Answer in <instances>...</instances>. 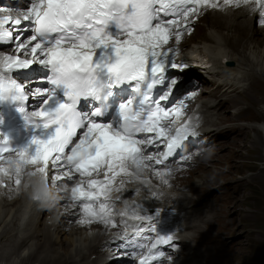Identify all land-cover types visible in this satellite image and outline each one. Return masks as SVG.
Listing matches in <instances>:
<instances>
[{
	"label": "snow or ice",
	"instance_id": "obj_1",
	"mask_svg": "<svg viewBox=\"0 0 264 264\" xmlns=\"http://www.w3.org/2000/svg\"><path fill=\"white\" fill-rule=\"evenodd\" d=\"M249 4L256 6L257 26L264 24V0H222L224 7ZM205 7L219 9L221 0H29L20 17L0 19V51L5 44L14 49L0 55V101H22L18 111L32 129L19 143L0 132V187L19 190L31 167L27 175L40 177L35 199L46 197L41 186L50 184L78 207L81 224L115 228L110 195L121 190L114 187L118 178L130 183L123 178L133 167L151 168L168 184L158 166L190 159L180 152L196 135L182 119L180 79L170 75L186 65L169 45L179 43ZM33 66L44 87L16 78ZM137 207L126 205L120 215L143 221ZM132 227L117 247L147 249L135 264H157L163 247L175 246L155 226Z\"/></svg>",
	"mask_w": 264,
	"mask_h": 264
},
{
	"label": "bare ground",
	"instance_id": "obj_2",
	"mask_svg": "<svg viewBox=\"0 0 264 264\" xmlns=\"http://www.w3.org/2000/svg\"><path fill=\"white\" fill-rule=\"evenodd\" d=\"M206 9H208L209 16L215 17V19L212 24H208L209 29L205 35L197 41V45L192 46L190 50H188L186 53H183V60L186 63L190 62V67L186 70L185 75L193 76L196 81L200 82L201 86L199 92L201 95L204 94L215 96V99L202 101L200 106L194 110V113L199 110H201L202 114L206 113L207 119H210L208 123H211L213 126V128L209 132H206L203 136L207 137L213 143V146L204 153L209 152V150H215V152L218 153L228 146V142L226 140L218 141L220 140V136L230 138L233 142H237L240 140L239 137L243 135L242 130H239L241 127L236 124L237 118H252V116H250L252 112H249V108L243 105L256 103L257 100L259 101V98L256 96H254L256 99L252 98L251 96L250 92L253 91V86H256V84L260 82L261 86L256 87V90L264 95L262 81L251 78V74L253 72H250L251 70L257 71L256 74L259 76L264 73V25L256 26L253 21V16L252 14L250 15L248 8H241L235 11L227 10L223 12L226 15L221 14L220 11L216 9L207 7L201 9L200 12ZM12 11L13 10L11 9H3L0 10V14ZM197 20L199 21V19ZM217 27H220V30L233 31V36L228 37L224 34L219 35L217 31H215V29H218ZM249 29H251L253 33L250 36L248 35ZM239 32L241 34L234 37V35L236 33L239 34ZM240 42L244 47H246V50H248L247 48H249V44H252V47L249 48V53L242 49L241 55L239 54L238 50L233 49V47L237 45L239 48ZM175 43L176 42L172 40L170 41L169 46H172ZM177 44L182 45L183 42L179 41ZM257 49L258 52H256ZM8 50L11 52L14 51L12 46H10ZM186 50L187 49L184 51ZM202 57L204 58L205 62H211L210 67L200 69L197 66L198 59H201ZM231 62L233 64L229 65L228 63ZM257 66L259 69H257ZM245 80L247 82L244 84L243 82ZM250 80L252 84H250ZM25 81L29 82V80ZM193 88L195 89L196 86ZM262 98L263 96L261 95V99ZM231 108H233L234 111L229 115H226L225 113H227ZM262 117L264 118V115ZM221 124L224 125L220 126ZM258 130H263V128H259ZM210 155L211 154H204L202 157H198V155L194 156L193 154L192 158H194L195 161H203V157L206 156L207 160H210L212 159V155ZM210 162L212 165L201 166L203 169L196 171V173H194L195 175L193 174L194 176H192L191 179L188 178L180 182L174 178H171L170 187H186L188 185L187 183H190L194 177H199L201 181L200 186L196 187V183H190L189 186V191L195 190L197 196L188 200L190 204H198L199 201H197V199L204 195L206 186L230 183V193L224 200L219 198L224 190L218 189L217 191L218 197L214 199V210L218 217L212 222L214 225L230 224L238 217L237 213L240 212L234 208L235 204L238 202L239 192L235 193L233 191L234 183L227 176L229 169L226 170L222 168L223 164H227L228 166L231 163L229 159L220 158H217L216 161L210 160ZM229 167H233V165L231 164ZM210 169H214V173L210 174V177L208 178V171ZM134 170H136V173H134L132 176H129L128 179L131 178L132 181L140 184L141 186L147 184L158 186L156 190H153L152 192H158L165 196L167 203L176 202L177 218L184 220V224H182L184 226V230L181 232V236L182 241L185 242L189 236L184 234V232L193 227L187 221L189 214L185 209L184 203L182 202V198L185 197V194L170 193V191L163 189L164 186H169V184H164L162 180L155 175L151 168L141 170L134 168ZM161 171H163V169H161ZM27 172L30 171H26L22 177L25 178V180L24 183L21 184L20 189H22L24 194H22L19 199L7 200L5 198H0V204L6 203L2 204L0 207V250L7 247L10 248L8 254L0 256V261H3V264H45L47 261L51 262V264H99L102 263V259L104 262V257L106 255L111 254V258L115 255L113 253H108L101 250V247L103 246L102 239L105 238L104 245L108 249L115 248L113 250H118L119 248L117 245H120L121 242L119 241L123 239V235L115 236L113 238L110 237L111 239L109 237L100 236L101 231L97 229V225L95 224L89 225V227L86 229L88 224H81L79 222L81 217L77 206H75L73 203H69L70 199L64 191H60L57 188L52 187L50 184H44L45 188L50 190L46 201L47 205L53 199L56 204H62L56 205L55 207H49L46 212L47 215L41 219L40 212L42 210H39V212H34L32 203L29 200L30 194L24 192L30 184L38 182L39 175L30 178L27 175ZM189 172L193 173L194 171ZM133 186L135 185H131L126 189L129 194H133L130 191L133 190ZM139 190L140 189L137 187L134 193L136 195L131 200V204L137 205L138 207L136 209L150 207L151 204L141 201L142 192ZM52 194L54 195L53 197ZM12 201H15L14 205ZM9 204H11V206L13 205V207L8 206ZM7 207H10L9 211L7 210ZM28 208L30 212L28 215H26L24 212ZM211 214H213L212 210ZM231 214L233 217L229 218L228 216L229 219H226V216ZM21 217L24 219L22 223H20ZM244 217H247L246 219H250L251 215L246 214ZM70 222L72 224H70ZM214 225L204 226L201 232H217V228H215ZM65 226H69V230L68 228L67 230L72 232L70 234V238H64V240L67 241V245H65L63 243L64 240H61L59 237V233H62V227ZM90 230H93V236L89 232ZM78 233H83L85 235L83 241L76 238V236L79 235ZM73 235L75 236L73 237ZM202 237L203 238L199 240V243L204 248V250L202 252L192 253V257L203 258L205 264H209L207 263L208 258L210 263L214 264L217 260H220V257L211 258L209 255L210 247L203 244V240L209 238L210 236L205 234ZM29 239H31V242L27 245V248L23 252H20L24 242ZM98 239L101 240L100 243L96 242ZM58 240L60 243L58 247H56L55 245H57L56 242ZM96 252H98V254ZM92 254H95L96 256L90 258V255ZM59 255L63 256L61 258H56V256ZM187 258L188 254L185 253H183L182 258L177 255L173 257V264H185ZM105 264H110V262L106 261Z\"/></svg>",
	"mask_w": 264,
	"mask_h": 264
},
{
	"label": "rangeland",
	"instance_id": "obj_3",
	"mask_svg": "<svg viewBox=\"0 0 264 264\" xmlns=\"http://www.w3.org/2000/svg\"><path fill=\"white\" fill-rule=\"evenodd\" d=\"M197 19H199V21ZM214 19L215 17L209 16L208 9L204 10V12L199 13L198 18L196 16L195 18L192 17L193 22L192 20L190 22L192 29L189 30L188 32H185V34L181 37V40H180L183 42V46L186 47L190 42H196L198 39L203 37L204 34L209 29L208 24H212ZM220 27H217L218 29H215V31H217L219 35L224 34L228 37L233 36V31L220 30ZM240 34H241L240 32L239 34L236 33L234 37L236 35L239 36ZM252 34H253L252 30L249 29L248 35L250 36ZM240 43H239V48L237 45L233 47V49L238 50L239 54L242 55L241 50L242 49L246 50V47H244L242 43L240 45ZM250 47H252V44H249V48ZM249 48H247L248 50H246L247 53L250 52ZM258 49L256 50V52H258ZM257 69H259L258 66H257ZM263 76H264V73L261 74L262 79H263ZM185 78H187V75H185ZM250 84H252L251 80H250ZM195 86L196 88L192 89V93L198 97L201 93L199 92V88H197V85ZM259 86H261L260 82L256 84V86H253L254 87L253 91L250 93H251L252 98L256 96L257 98H259V101H261V100H264V95L256 90V87H259ZM261 95L263 96L262 99H261ZM259 101L257 100L256 103ZM256 103H250L249 105H243L249 108V112H252V114L250 115L252 116V118H237V121L246 120V119H256L254 120L253 123L248 122L250 124H253V127L251 129H248V128L243 129V127L239 129V130H242L243 132V135L239 137L240 140H238L237 142H233L230 138L222 137L221 140H218V141L226 140L228 142V146L227 148H224L222 151L218 153L215 152V150H209V152L207 153H204V152L192 153V151L194 150L192 149V151L190 152L191 154L189 156L190 157L189 161L186 164H183L180 166L181 168L178 170L179 172L175 171L174 173L171 174L170 180L168 179L169 187L167 185V186H164L163 188L167 191H170V193L185 194L184 192H181L179 189H175V188H172L171 190L169 189L171 188L170 187L171 178H174L175 180L180 181V182L188 178L191 179V177L195 175L194 173H196V171L203 169V167L201 166L212 165L210 160L216 161L217 158L230 160V163L233 165V167H229L231 166V164H229L228 166L227 164H223L222 168L226 170L229 169L227 176L234 183L233 191L235 193L239 192L238 202L235 204L236 207L234 206L235 210H237L238 212L240 211L239 213H237L238 217L230 224L214 225L212 222L215 219H217L218 216L215 213V210L213 208L211 209L213 214L210 215V220H208L205 226L214 225V227L217 228V232L210 231L208 233L201 232L198 234V236L200 237L204 236L205 234H208L210 237H212V238L209 237L207 239H204L203 244L210 247L209 255L211 256V258L220 257V260H217L214 264H228V263L230 264H264V121H263L264 118L262 117L264 115V112L262 115H258L254 113L255 112L254 107ZM260 104L262 103H259V105ZM260 119H263V120H260ZM257 128L258 129L263 128V130H258ZM204 148L205 147L198 148L197 150L203 151ZM193 154L194 156L198 155V157H202L204 154H211L212 159L207 160V157L205 156L203 157L204 159L203 161H195L194 158H192ZM189 171H194V172L190 173ZM235 171L238 174H241V176L244 178L241 180L237 179L234 176L236 173ZM216 185H218L217 189H221V190H223L222 188L223 185H226V187L228 188L226 190V193L227 194L230 193V183H222V184H216ZM241 186H244L243 189ZM14 203L15 201H13V205ZM11 204H9L8 206L13 207V205L11 206ZM58 204H62V203H58ZM1 206L2 205H0V207ZM10 207H7L8 211ZM246 214H250L251 218L246 219L247 217L246 218L244 217ZM228 216L229 218L233 217L232 214L227 215L226 219H229ZM67 228L68 226L62 227V233L58 232L61 240L62 239L64 240V238L71 237L70 234L72 232L68 231L69 229L67 230ZM78 234L79 235L76 236V238L78 240L81 239L83 241L84 240L83 238L85 235L83 233L82 234L78 233ZM74 236L75 235H73V237ZM59 243L60 241L58 240L56 242L57 245L55 246L58 247ZM63 243L67 245L66 240H64ZM113 249L115 248L109 249L110 251H114L113 254L117 255L120 253V251L118 253V250H113ZM9 251H10L9 247L1 249L0 256L8 254ZM62 256L63 255H59V256H56V258H61ZM108 257L110 258L111 254L106 255L104 257V260H107ZM3 263H4L3 261H0V264H3ZM207 263L211 264L208 258H207ZM45 264H51V262L47 261Z\"/></svg>",
	"mask_w": 264,
	"mask_h": 264
}]
</instances>
